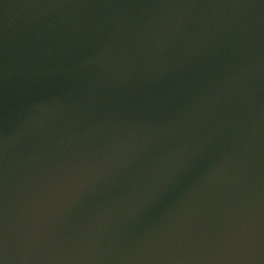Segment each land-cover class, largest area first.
I'll use <instances>...</instances> for the list:
<instances>
[{
	"label": "water",
	"instance_id": "1",
	"mask_svg": "<svg viewBox=\"0 0 264 264\" xmlns=\"http://www.w3.org/2000/svg\"><path fill=\"white\" fill-rule=\"evenodd\" d=\"M0 264H264V0H0Z\"/></svg>",
	"mask_w": 264,
	"mask_h": 264
}]
</instances>
